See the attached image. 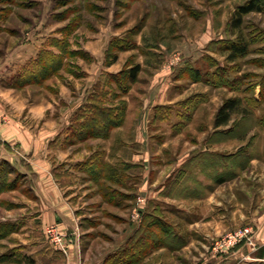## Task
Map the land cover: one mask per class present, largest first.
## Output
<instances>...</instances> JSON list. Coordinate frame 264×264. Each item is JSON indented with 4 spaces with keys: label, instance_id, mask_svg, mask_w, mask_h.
<instances>
[{
    "label": "rangeland",
    "instance_id": "obj_1",
    "mask_svg": "<svg viewBox=\"0 0 264 264\" xmlns=\"http://www.w3.org/2000/svg\"><path fill=\"white\" fill-rule=\"evenodd\" d=\"M243 2L0 0V113L6 108L8 94L35 107L56 100L52 110L64 116L72 112L73 106L79 105V109L94 94L109 95L113 104H120L125 97L131 104V121L125 135L119 137L132 142L130 129L135 127L140 113L148 109L144 102L151 96L154 76L159 72L166 76L169 67L184 61V57L204 54L197 64L200 77L171 87L173 95L182 94V103L173 106V111L160 110L164 120L155 126L151 123L146 144H167L159 152V161L156 151L149 152L148 159L152 158L159 170L164 171L166 163L177 156L190 162L186 163L187 171L188 164L198 160V168L188 173L192 180L183 182L188 187L180 190L190 196L198 190L200 194L204 192L205 198L175 203L150 198V191L163 186L166 176L158 177L162 180L156 187H143L144 166L123 171L124 185L95 180L84 166L88 158L85 154L80 165L72 164V173L65 165L61 171L63 184L72 187L66 189V196L75 212L84 216V227L93 229L90 235L95 239L113 240L137 217L138 210H189L193 221L212 215L211 210H224L227 217L240 210L233 228L223 232L216 243L245 227H252L256 236L257 229L247 217L264 212V97L260 94L264 82V14L253 13L245 20V36L251 43L247 57L230 61L222 50L224 44L237 38L230 23L236 7ZM137 64L142 72L139 81L131 83L127 73ZM115 94L119 98L114 99ZM235 97L251 114L235 115L227 127L215 128L218 110L224 101ZM5 117L0 128L6 123ZM74 118L67 124L64 143L96 148L103 154L104 163L120 170L121 161L129 158L132 149L122 150L112 160L108 151L112 144H118V135L101 143L76 141L71 136L78 130ZM88 142L94 143L89 147ZM7 145L11 150L12 146ZM8 158V154L0 152V264H73L70 249L56 226L42 228L37 211L39 199L31 181ZM250 158L256 159L253 165ZM202 159H215L216 171L222 172L223 182L214 189L218 192L215 198L209 176L199 175L205 168ZM232 160H237L239 166L238 178L234 179ZM168 183L166 188L171 182ZM171 218L180 225L187 224L183 219Z\"/></svg>",
    "mask_w": 264,
    "mask_h": 264
},
{
    "label": "crops",
    "instance_id": "obj_2",
    "mask_svg": "<svg viewBox=\"0 0 264 264\" xmlns=\"http://www.w3.org/2000/svg\"><path fill=\"white\" fill-rule=\"evenodd\" d=\"M199 55L184 57L183 62L169 67L170 73L166 76L162 77L159 71L154 76L151 82L153 84V86L151 85V96L144 102L147 103L148 109L140 113L135 122V127L130 129L133 134L132 142L119 137V135H125L127 125L131 121L132 108L130 101L125 97L123 99L127 102L125 124L115 129L110 138L94 140L96 143H101V141L111 140L114 135H118V144L116 146L112 144L108 151V158L115 160L116 156L121 155L122 150L125 152L126 148L132 149L129 158L120 161L137 168L144 166L143 187L148 185L156 187L157 182L162 180L158 177L166 176L163 182L165 181V184L171 182L168 185L169 188H166L165 184L157 186L156 190L150 191V198L164 199L167 203H175L178 200L189 198L196 200L205 198L204 192L200 194L198 190H193L192 196L182 194L180 190L182 187H188L183 182L192 180L188 176L191 175L192 169L198 168V160L191 165L188 164L190 170L187 171L186 163L190 162H187L188 160L183 162L181 160L183 156L179 158L176 152L175 156L177 157H174L171 163H166V169L164 171L159 170L153 165L154 160L148 159L150 157L149 152L151 149L156 151V156H159L157 161H159V152L167 144H146L147 132L151 128V123L155 126L156 123L163 122L159 116L161 108L169 107L170 111H173V106L182 103L180 101L182 94L179 92L173 95L170 89L183 83L184 80H192L191 73L197 69L198 62L204 56L203 53ZM6 98V108L0 113V121L2 117L4 119V116H7L5 117V125L0 128V152L8 154V160L12 164L18 165L21 172L27 175L31 181L33 191L39 199L37 202L39 223L43 229L52 225L56 226L57 231L62 235L63 242L70 249L73 264H107L109 258L120 254L125 248L132 245L137 246L138 249L128 264H264V246H260L256 250L243 245L226 251H218L215 248V243L222 236V233L233 228V221L237 219L240 210L230 213L229 217L225 216L224 210H211L214 211L212 215L207 214L203 220L201 218L195 221L189 219V210H138L137 217L134 216V220H131L127 226L120 230V233L113 240L101 242L100 238L95 239L90 235L93 229L84 227L82 220L84 216L75 212L76 210L69 202L66 189L72 187L63 184L65 178H63L61 171L65 165V167L70 168L67 170L68 173H72L74 171L71 167L73 163L77 165L79 162H83L85 154L88 155V160L97 151L96 148H79L78 145L72 144L73 142L64 143L67 135V124L75 117L79 105L73 106L72 112L68 116H64L61 115L60 111L57 110V113L56 109L55 111L52 110L53 107L55 108L56 100L54 102L36 103L37 108V106L26 105L23 103L24 101L19 100L18 96L12 94H8ZM20 103L24 105L20 106ZM49 110L51 112L48 114ZM3 130H5L4 134H1ZM7 143L12 146L11 150L8 149ZM93 143L88 142L89 147ZM116 153L117 155H115ZM202 160V166L205 168L202 167L204 169L200 171L199 175L209 176L212 183L210 187H213V190L220 187L222 172L216 171L215 159L211 162ZM255 160L250 158V165H253ZM232 163L234 170L230 169L233 171L231 172V179L238 178L237 160L235 163L232 160ZM217 165L221 168L222 164ZM206 168L208 169L206 170ZM209 170H212L213 175H209ZM197 179L199 180V178ZM199 182L201 181L199 180ZM143 187L141 190L144 189ZM166 190L168 191L166 192ZM215 191L214 198L218 193ZM208 198L211 199V196ZM199 213L197 211V214ZM171 216L183 219L187 221V224L182 223L180 225ZM247 219L257 229L256 238L261 243L264 240V212L259 215L253 214ZM161 222L164 223L163 226Z\"/></svg>",
    "mask_w": 264,
    "mask_h": 264
},
{
    "label": "trees",
    "instance_id": "obj_3",
    "mask_svg": "<svg viewBox=\"0 0 264 264\" xmlns=\"http://www.w3.org/2000/svg\"><path fill=\"white\" fill-rule=\"evenodd\" d=\"M253 13L264 14V0H244V2L236 7V10L231 18L230 28L234 35L237 37L235 40H230L222 47L225 54H228L230 61H235L239 58H245L250 54L251 43L245 36V20L247 16ZM197 68L192 71L191 79L196 81L200 77L201 72ZM142 72L140 64L132 66L128 75V80L131 83L139 81V75ZM264 81V80H263ZM126 93V89H122ZM261 96L264 97V82L261 83ZM114 99L119 98L115 94ZM104 93L94 94L87 99L75 114L73 124L77 126L78 130L73 132V136L78 142H87L95 139H108L111 133L123 126L126 121L127 102L122 101L120 104H113L114 100H108ZM189 101V100H188ZM187 101V102H188ZM161 110L167 111L170 108L165 107ZM251 112L246 106H243L242 100L238 97L229 98L224 101L223 105L218 110L214 126L215 128L227 127L235 115L249 116ZM163 116V114H161ZM160 115V118H161ZM164 120V118L162 119ZM102 159V160H101ZM103 154L95 152L90 158L84 162V166L88 167L89 171L95 180H105L118 185H124L123 171L133 168L134 166L124 163L121 169H117L110 164L103 162ZM80 165V164H79ZM223 179H221V183ZM162 223V222H161ZM164 223H162V226ZM137 246H130L125 248L120 254H116L109 258L107 264H128L137 251Z\"/></svg>",
    "mask_w": 264,
    "mask_h": 264
},
{
    "label": "built area",
    "instance_id": "obj_4",
    "mask_svg": "<svg viewBox=\"0 0 264 264\" xmlns=\"http://www.w3.org/2000/svg\"><path fill=\"white\" fill-rule=\"evenodd\" d=\"M52 229L50 230L51 232L53 231ZM240 245L256 250L260 246H264V240L259 243L254 229L252 227H245L227 234L221 241L216 243L215 247L218 251H226Z\"/></svg>",
    "mask_w": 264,
    "mask_h": 264
}]
</instances>
